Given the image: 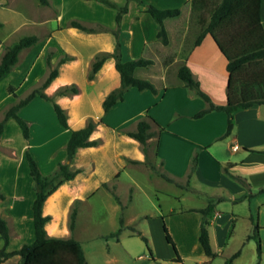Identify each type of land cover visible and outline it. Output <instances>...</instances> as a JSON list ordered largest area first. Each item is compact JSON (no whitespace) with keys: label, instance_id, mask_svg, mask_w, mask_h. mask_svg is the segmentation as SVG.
I'll list each match as a JSON object with an SVG mask.
<instances>
[{"label":"crops","instance_id":"crops-1","mask_svg":"<svg viewBox=\"0 0 264 264\" xmlns=\"http://www.w3.org/2000/svg\"><path fill=\"white\" fill-rule=\"evenodd\" d=\"M29 1L11 3L23 8L24 14L14 9L18 19L10 30L0 33V57L8 38L18 30L26 29L29 33L23 35L38 37L35 44L19 52L11 72L0 79V114L8 103L39 85L53 67L57 68V74L43 88L45 93L52 95L65 85H73L77 90L56 97L66 114L68 127L61 125L51 102L39 95L19 109L29 124L28 139L23 137L14 118L5 122L0 139V190L5 194V198H0V217L5 218L9 227L7 248L17 249L33 239L34 191L25 149L29 148L40 171L48 174L66 158L65 143L70 128L83 127L92 119L96 124L90 138L96 139V143L76 149L69 161L76 174L60 183L43 203L42 213L49 215L45 223L49 236H72L81 243L105 235L106 245L98 250L99 264H125L117 249L129 254L130 238L136 229L131 226L142 217L138 227L151 250L146 244L148 255L145 249L142 251L144 264H213L216 258L226 262L236 251L239 253L230 260L232 264H240L243 244L254 240L248 235L256 223L262 250L259 264H264V104L236 110L233 129L223 136L226 112L211 110L194 117L207 102L184 85L176 76L177 69L169 78L164 64L162 72H155L153 59V64L137 69H144L139 77L149 79L157 90L129 87L123 99L105 111L104 97L120 85L114 58L107 57L92 77L88 73L98 53L114 49L111 29L115 27V10L98 0H49L48 4ZM147 1L159 7L181 6L182 12L188 5L187 0ZM6 2L0 0L2 9L8 5ZM21 4L36 7V13H29ZM65 7L72 11L65 14ZM53 18L58 22L56 27L50 25ZM171 18L164 20L166 27L167 19ZM71 19L94 29L73 26L69 23ZM261 20L264 25V0H261ZM7 22L8 19L0 18V27ZM156 33L155 21L144 6L129 0L119 31L122 58L141 55L152 58L159 44ZM47 51H50L49 65L45 60ZM60 58L64 59L59 63ZM183 63L214 103L226 102L227 59L210 33L188 47ZM9 85L13 86L11 91ZM145 115L153 118L146 153L141 142L129 134ZM195 156L196 164L191 170ZM226 167L243 181L231 177ZM147 181L153 182L151 187L144 185ZM142 199L150 207L135 206ZM76 201L71 231L69 213ZM208 203H212L208 233L213 256L204 252L199 241L202 214L198 209ZM119 212L127 227L118 237H107L119 226ZM163 225L177 253L167 240ZM83 251L90 264L87 251ZM256 258L257 251L249 255L246 264H254ZM18 260L19 255L13 254L0 264H17Z\"/></svg>","mask_w":264,"mask_h":264},{"label":"trees","instance_id":"trees-1","mask_svg":"<svg viewBox=\"0 0 264 264\" xmlns=\"http://www.w3.org/2000/svg\"><path fill=\"white\" fill-rule=\"evenodd\" d=\"M103 4L112 7L115 10V27L111 29L115 37V46L111 52H101L95 56L88 73L92 77L101 63L107 57H113L115 67L120 75V85L111 90L103 99L102 105L105 111L109 110L117 101L122 100L125 91L129 87L138 89H150L156 91L155 85L147 78L135 75V70L142 66L153 64L154 60L143 55L123 59L121 53V42L119 39L120 24L123 15L128 11V2L123 3L114 0H98ZM141 6H144L156 24L157 39L168 44V30L164 23L166 18H173L182 13L180 7H159L147 0H136ZM189 5L190 16L196 20L199 25V32L192 45L199 43L206 33H210L217 43L218 47L227 59V70L229 72L226 86V102L224 104L214 103L210 97L201 90L199 83L192 76L189 67L182 63L177 69L179 79L186 85L195 90L201 96L207 105L198 110L194 117H200L211 110H222L227 114V124L223 136H227L234 126V113L241 108H247L258 104H264V25L261 20V0H187ZM42 4H48L49 0H39ZM69 23L83 30H93V27L86 26L76 19H71ZM101 27V26H100ZM104 26H102L103 28ZM105 28V27H104ZM38 40L37 35H23L13 43L7 45L0 57V79L11 72L12 67L18 60L19 52L35 44ZM64 58L59 59V63ZM46 63L50 64V51L45 55ZM57 74V68L49 70L44 80L37 86L29 90L24 96L11 102L6 106L0 118V139L3 133L5 122L12 117L18 123L23 137L29 138L28 121L19 114V109L27 104L35 95L43 97L51 102L57 118L61 125L68 127L66 114L63 108L56 100L58 95L75 92L77 89L73 85H65L57 89L52 95L43 91V88ZM9 90L13 86L9 85ZM153 120L149 115L141 117L137 121L136 128L129 131V134L138 139L143 150L147 151V138L150 136V122ZM95 122L90 119L83 127L70 128L69 135L65 143L66 158L59 161L56 167L48 174H43L37 161L29 148L25 149V157L28 164L29 174L33 181L34 197L31 204L33 239L29 242H23L17 249L9 250L7 248L10 233L8 223L5 218L0 217V263L13 254L19 255L17 264H88L82 245L79 240L70 236L68 238L49 236L45 229V223L49 215L42 213V206L46 197L57 188V186L66 179L72 178L77 170L69 167V161L72 159L76 149L81 146L92 145L96 139L90 138V133L95 127ZM196 164V156L192 160L191 170ZM152 168H155L150 164ZM226 172L233 178L243 181L240 175L232 174L227 167ZM160 174L168 178L163 172ZM264 189V188H263ZM114 193V192H113ZM114 196L118 199L116 193ZM0 198H5V194L0 190ZM77 201L73 204L69 213V228L72 231L75 224ZM201 212L199 241L204 252L213 256L209 240L208 225L209 215L212 211V203L199 208ZM118 228L110 233L111 236L118 237L124 227L123 219L119 214ZM167 240L173 245L177 253L176 246L166 228L163 225ZM135 231V230H134ZM138 235L145 240L149 252H151L147 238L136 231ZM248 238H253L256 242V251L258 260L254 264H259L261 257V240L259 235V226L254 223L252 234ZM239 251H236L227 262ZM177 258L178 255H177Z\"/></svg>","mask_w":264,"mask_h":264},{"label":"rangeland","instance_id":"rangeland-1","mask_svg":"<svg viewBox=\"0 0 264 264\" xmlns=\"http://www.w3.org/2000/svg\"><path fill=\"white\" fill-rule=\"evenodd\" d=\"M6 1H7L6 4L8 3V5L5 6L6 8L2 9L0 7V18L8 19V22L6 23L5 27H0V33H2V34L4 33V31L7 32L8 30H10L12 28V26L14 25V22L18 19L17 17H19V15L17 14V12L14 9L20 10L22 12V14H24V11H25L23 8L18 7V5L12 6V4H15V2H17L18 0H6ZM33 1L35 2V0H30L29 2L32 3ZM21 5H23V7H25L29 13L33 14V13H36V11H37L36 7L35 8L34 7L28 8L24 4H21ZM103 6H106V5H103ZM39 7L43 8L42 5H39ZM179 7L181 8V6H179ZM38 11L40 12V9ZM71 11L67 10V7L64 8L65 14H68ZM72 13H74V12H72ZM168 20H170V21H168ZM57 23H58L57 20L53 18V19H51L50 25H51V27H56ZM0 25H1V23H0ZM167 27H169V29H168L169 30V33H168L169 42H168V44H163L159 41V44L157 43V47H158L157 51L151 57L156 62L155 72H159V73L162 72V70L160 68H161V65L164 64L165 65V74L169 78V77H171V75L173 76L174 70L178 69V67L183 63V58H184V55L186 53V50L193 43L194 39L196 38V36L199 32V25L196 22V20L190 16L189 6L187 5V7L182 12V14H180L179 16L173 17L171 19H167ZM25 33H29V31L26 29L18 30L12 38H8V45L13 43L14 41H16L15 39H17V37H20L21 35H23ZM26 35H28V34H26ZM173 60H175V62L171 63ZM162 61H163V63H162ZM140 70H144V69L143 68L137 69L135 72V75L140 76L141 75ZM148 70H147V72H148ZM176 76H178V75H176ZM0 81H2V80H0ZM1 87H2V83H0V90H1ZM22 92H23V90H22ZM4 104H5V102H4ZM9 104L10 103H8L6 106H8ZM4 108L1 111L0 118L2 116V112H3ZM152 184H153V182H148V181L144 183V185L146 187H151ZM143 202H145V204H143ZM137 204H140V207L143 205L144 208L150 207L148 201L147 200L145 201V199L144 200L142 199L141 201L137 200L135 202V206ZM119 214H120V212H119ZM122 219L125 220L124 216L122 217ZM141 223H142V217L139 218L138 220H136L131 226V228H136V229H134L135 234H133L130 238V244L131 245L128 247L129 248L128 249L129 254L122 253V251L120 249H117L118 251H120V255L122 256V261H125V264H144L145 259L142 256V254H144V252H145V254L148 255L145 240H143L141 238V236L136 233V231H140L138 226L139 225L141 226ZM118 224H119V222H118ZM123 224H124V221H123ZM126 227L127 226L124 225V227H122V228H126ZM110 236L111 235H109L107 237H110ZM105 237L106 236L104 235V236L96 238V240H92V241L91 240H85V241L81 242L82 248L85 249L89 255L88 259L90 261V264H99L100 263L101 257H100V254L98 253V250H101V248H103L106 245V242L104 241ZM143 249H145L144 252H142ZM242 252H243V256L241 257L240 264H246L247 263L246 259L249 258V255H251V254L253 255L254 252H256L255 241L251 240V239L246 240L243 244V251ZM257 260H258V258H256L255 262ZM231 262H232L231 260L228 262L227 261L223 262V259L216 258V259H214L213 264H232Z\"/></svg>","mask_w":264,"mask_h":264}]
</instances>
